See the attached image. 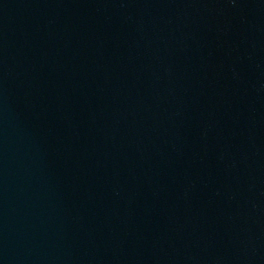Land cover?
I'll return each mask as SVG.
<instances>
[{
    "label": "water",
    "instance_id": "1",
    "mask_svg": "<svg viewBox=\"0 0 264 264\" xmlns=\"http://www.w3.org/2000/svg\"><path fill=\"white\" fill-rule=\"evenodd\" d=\"M0 264H264V0H0Z\"/></svg>",
    "mask_w": 264,
    "mask_h": 264
}]
</instances>
